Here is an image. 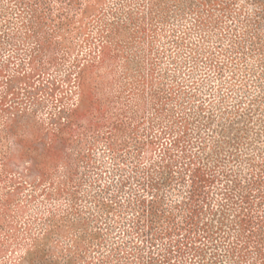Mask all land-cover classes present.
Here are the masks:
<instances>
[{
  "label": "rangeland",
  "instance_id": "374dc122",
  "mask_svg": "<svg viewBox=\"0 0 264 264\" xmlns=\"http://www.w3.org/2000/svg\"><path fill=\"white\" fill-rule=\"evenodd\" d=\"M0 264H264V0H0Z\"/></svg>",
  "mask_w": 264,
  "mask_h": 264
}]
</instances>
